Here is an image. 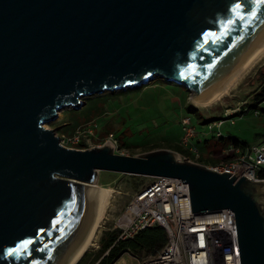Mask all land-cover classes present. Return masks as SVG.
<instances>
[{
    "label": "water",
    "instance_id": "water-1",
    "mask_svg": "<svg viewBox=\"0 0 264 264\" xmlns=\"http://www.w3.org/2000/svg\"><path fill=\"white\" fill-rule=\"evenodd\" d=\"M263 39L264 0H0V264L72 260L99 171L184 181L192 211H233L240 264H264V180L166 148H67L45 127L84 97L155 78L205 99Z\"/></svg>",
    "mask_w": 264,
    "mask_h": 264
},
{
    "label": "rangeland",
    "instance_id": "rangeland-1",
    "mask_svg": "<svg viewBox=\"0 0 264 264\" xmlns=\"http://www.w3.org/2000/svg\"><path fill=\"white\" fill-rule=\"evenodd\" d=\"M262 74L264 75V55L233 83L226 94L207 107L198 105L193 100V95L183 86L155 78L137 88L114 92L106 91L102 94L84 97L83 100L86 102L84 106L80 109L69 107L60 110L57 118L46 123L45 127L52 129L59 126L56 135H71L73 131L79 129L83 145L72 146L76 149L96 146L105 140L106 135L111 131L115 138L116 136L120 137V141L117 140L113 150L117 153L136 156L143 153L142 149L148 143L165 144L177 140L179 127L176 121L179 119L178 110L181 109L182 114L189 115L194 126H197L196 133L198 132L202 139L200 143L196 144L199 149L204 146L203 139L208 140L210 144L221 146L216 132H221L225 138L230 135L240 141L252 144L259 141L264 133L262 113L259 114L255 109L247 111V106L243 105L246 112L242 114L234 115L231 118H227L223 114L242 105L248 95L258 88ZM186 106H191L204 118L217 115L224 120L218 128L209 130L207 124L198 118L197 113L188 111ZM258 107L259 109L264 108V101L259 103ZM66 123L70 125L65 126ZM73 127L74 130L69 132ZM201 128L202 130H200ZM203 131L206 133L202 138L201 132ZM120 143L125 144L127 148L120 147ZM217 151L220 150L217 149ZM150 180L149 176H131L111 171L97 173V186L111 188L113 192L96 231L95 241L86 252L93 253L98 250L103 232L113 230L116 218L123 211L131 195ZM126 253H122L114 261V264H125L130 260L128 259L129 255L138 261L145 251H139L137 254L128 253V251ZM91 258L92 256L88 261Z\"/></svg>",
    "mask_w": 264,
    "mask_h": 264
},
{
    "label": "built area",
    "instance_id": "built-area-1",
    "mask_svg": "<svg viewBox=\"0 0 264 264\" xmlns=\"http://www.w3.org/2000/svg\"><path fill=\"white\" fill-rule=\"evenodd\" d=\"M243 104L225 112L231 118L243 109ZM224 119L207 122V128L219 127ZM182 135L180 145L188 148L195 157L180 156L196 162L198 150L190 144L196 129L189 115L180 118ZM89 135V134H88ZM59 143L67 148L81 142L79 129L71 135H58ZM222 138L221 132H216ZM113 148L116 138L110 131L105 140ZM82 146V145H80ZM95 147V146H94ZM82 148V147H80ZM222 160L205 165L219 173H228L237 178L251 181L264 180L258 171L264 168V141L240 148L232 144L221 149ZM198 163V162H197ZM149 183L137 189L129 198L123 211L116 218L113 229L118 230V238L134 237L138 232L150 227H161L165 231L166 242L158 249L143 253L138 264H240L237 228L232 210L223 208L214 211L194 212L191 209L189 188L180 179L152 176Z\"/></svg>",
    "mask_w": 264,
    "mask_h": 264
},
{
    "label": "trees",
    "instance_id": "trees-1",
    "mask_svg": "<svg viewBox=\"0 0 264 264\" xmlns=\"http://www.w3.org/2000/svg\"><path fill=\"white\" fill-rule=\"evenodd\" d=\"M264 101V75H261V82L259 83V86L256 90H254L250 95H249V100L246 101V106H247V111L250 109H255L258 111V113H262L263 119H262V126L264 130V108H257L258 104ZM86 103V102H85ZM84 103V104H85ZM186 109L188 111H195L191 106H186ZM196 112V111H195ZM246 112V110L242 109L240 112H238L236 115L242 114ZM197 116L199 119L202 120L203 123H206L208 121L213 120V118H204L199 115L198 112ZM222 118V117H219ZM218 119V118H217ZM70 125L69 123H66L65 126ZM63 126V127H65ZM74 130V127L69 131L72 132ZM108 133V132H107ZM261 137H264V133L261 135ZM116 140L120 141V137L116 136ZM221 140L222 146H226L228 144H232L234 146H238L240 148L246 147L249 144L243 141H240L236 137L233 136H228L227 138H219ZM79 145H83V142L81 141ZM120 147H126L127 146L123 143L119 144ZM163 144H160L159 142H152L146 144L142 152H147L150 150L158 149L162 147ZM169 148L166 147L167 149L176 151L180 155L183 156H189V157H194V154L178 144H172V143H167ZM224 157L221 156L220 159H223ZM219 158H216L214 160H209L207 158L199 157L197 158V161L200 164L203 165H208L209 164H214L217 162ZM258 175L260 178L264 179V168L258 171ZM135 176V175H131ZM166 242V235L165 231L158 226L155 227H150L146 228L144 230H141L138 232L134 237L132 238H127V239H120L118 238V230L113 229V230H105L99 240V248L97 251L93 253H84L83 256L79 259V261L76 264H113V262L120 256V254L128 251L137 254L139 251H145L150 252L154 249H158L161 246L164 245ZM92 256V258L88 261V259Z\"/></svg>",
    "mask_w": 264,
    "mask_h": 264
},
{
    "label": "bare ground",
    "instance_id": "bare-ground-1",
    "mask_svg": "<svg viewBox=\"0 0 264 264\" xmlns=\"http://www.w3.org/2000/svg\"><path fill=\"white\" fill-rule=\"evenodd\" d=\"M261 43L257 46V48L249 55L248 58L234 70V72L229 76V78L221 84L214 92H212L207 98L205 99H195L198 105L206 106L214 103L218 99H220L224 94L228 92V90L233 86L235 83L248 69H250L263 55H264V39L260 41ZM195 103V102H194ZM111 188H105L102 186H96V194H95V202L93 208V224L90 227V231L87 234V237L81 243L80 247L78 248L76 254L67 264H73L82 254H84L87 249L93 245V241L96 238V231L99 227L100 222L102 221L105 210L107 205L109 204V199L111 198L112 194ZM126 253V252H124ZM127 254V253H126ZM129 255V254H128ZM121 256V254H120ZM128 262L125 260V264H138V261L135 257L130 256ZM120 263V262H119ZM114 264V262H113ZM118 264V263H115ZM121 264V263H120Z\"/></svg>",
    "mask_w": 264,
    "mask_h": 264
},
{
    "label": "crops",
    "instance_id": "crops-1",
    "mask_svg": "<svg viewBox=\"0 0 264 264\" xmlns=\"http://www.w3.org/2000/svg\"><path fill=\"white\" fill-rule=\"evenodd\" d=\"M250 95V94H249ZM249 95H248V98H246V100H244L243 101V105H245L246 104V101H248L249 100ZM257 108H259V107H257ZM258 110V109H257ZM179 111V119H178V121H176V124H177V126L179 127V134H177L178 136L176 137V139L177 140H174V141H172V142H166L165 144H163L162 145V147H160V148H169L170 146H168L167 145V143H172V144H178L179 146H181L182 148H184V149H186V150H188V148H186V147H183L182 145H180V137H181V135H182V130H181V124H180V118H181V116L182 115H184V114H182L183 113V111H181V109H179L178 110ZM208 118H213V120H215V119H217V118H219V116H217V115H211L210 117H208ZM212 121V120H211ZM165 122V121H164ZM209 122V121H208ZM207 123V122H206ZM195 127V129L197 128V126H194ZM214 128H218V127H216V126H214L213 128H212V130L214 129ZM200 130H202V128L200 129ZM204 130V129H203ZM202 133V138L204 137V135H205V133L206 132H201ZM230 136V135H229ZM228 137V136H227ZM226 137V138H227ZM225 138V137H224ZM261 139H259V141H257L256 143H259V142H262V141H264V137H260ZM218 140H219V138H217ZM200 140H202L201 138H200V136H199V134H198V132L196 133V135L192 138V140H191V142H190V144L191 145H194L196 148H197V146H196V144H198V143H200ZM203 141H205V142H203L202 144H204V146H201L202 147V149H199V148H197V150H198V154L197 155H199V157H203V158H207V159H209V160H214V159H216V158H219V160L218 161H220V160H222V159H220L221 158V149L220 148H222L223 146L221 145V146H218V145H216V144H210L209 143V141L208 140H206V139H203ZM221 141V140H220ZM201 144V145H202ZM250 144V143H249ZM253 144V143H252ZM212 147H214V148H212ZM217 147H220V148H217ZM217 149H219L220 151H217ZM189 151V150H188ZM179 154V153H178ZM180 155V154H179ZM181 156H183V155H181ZM194 157H195V155H194ZM198 158V157H197ZM197 158H196V162H198L197 161ZM217 161V162H218ZM199 163V162H198ZM216 163V162H215ZM209 165H211V164H209Z\"/></svg>",
    "mask_w": 264,
    "mask_h": 264
}]
</instances>
